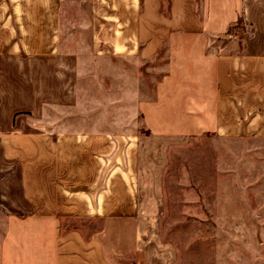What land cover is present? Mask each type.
<instances>
[{
  "label": "crops",
  "instance_id": "obj_1",
  "mask_svg": "<svg viewBox=\"0 0 264 264\" xmlns=\"http://www.w3.org/2000/svg\"><path fill=\"white\" fill-rule=\"evenodd\" d=\"M240 17L247 38L215 46ZM107 59L165 61L153 92L134 96L152 135L264 140V0H0V264H125L132 252L136 136L72 115L81 61ZM81 216L102 224L61 233Z\"/></svg>",
  "mask_w": 264,
  "mask_h": 264
},
{
  "label": "rangeland",
  "instance_id": "obj_2",
  "mask_svg": "<svg viewBox=\"0 0 264 264\" xmlns=\"http://www.w3.org/2000/svg\"><path fill=\"white\" fill-rule=\"evenodd\" d=\"M228 39L222 37L215 46L234 50ZM81 63L72 115H99L106 132L136 136L130 157L138 231L123 262L264 264V140L242 142L212 133L154 136L142 122L134 96L153 92L165 61ZM132 69L135 93L133 78L127 76ZM101 224L93 216L62 218L60 231L76 230L88 238Z\"/></svg>",
  "mask_w": 264,
  "mask_h": 264
},
{
  "label": "trees",
  "instance_id": "obj_3",
  "mask_svg": "<svg viewBox=\"0 0 264 264\" xmlns=\"http://www.w3.org/2000/svg\"><path fill=\"white\" fill-rule=\"evenodd\" d=\"M247 27L244 20L240 17L237 21L228 25L225 37L236 38L239 42L247 38Z\"/></svg>",
  "mask_w": 264,
  "mask_h": 264
}]
</instances>
